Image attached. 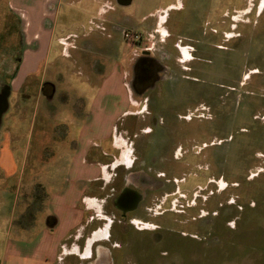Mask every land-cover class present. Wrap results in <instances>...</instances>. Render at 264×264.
Listing matches in <instances>:
<instances>
[{
  "label": "rangeland",
  "instance_id": "obj_1",
  "mask_svg": "<svg viewBox=\"0 0 264 264\" xmlns=\"http://www.w3.org/2000/svg\"><path fill=\"white\" fill-rule=\"evenodd\" d=\"M216 4L223 5L219 13ZM124 10L145 16L144 23H124L129 27L122 32L95 30L87 53L91 70L99 74L110 66L103 62L105 54L120 52L131 96L129 101L124 92L109 97L107 118L119 116L104 148L97 147L107 152L105 158L95 160L115 164L126 155L122 142L130 155L110 170L109 182L99 178L96 189H90L121 230L113 231L112 241L98 242L96 261L64 253L73 250L71 236L64 248L57 247L59 258L53 264H118L123 256L125 264H142L134 246L128 252V244L118 245L127 217L165 233L174 231L161 244L169 250L158 255L154 246L156 254L151 263L144 259L147 264H264V0H135ZM25 26L24 18L0 1V142L12 150L18 134V148L29 143L32 172L24 179L32 178V188L28 183L18 193L26 212L17 222L36 230L40 218L58 220L49 201L60 190L51 184L48 189L47 182L66 180L71 156L86 144L101 142L93 138L84 143L83 136L77 140L72 124L93 115L86 105L96 96L93 89L82 96L72 90L88 64L74 59L76 49L67 57L53 52L49 63L28 75ZM126 30L140 35L137 43L124 37ZM143 59L158 60L161 70L146 78ZM115 81L118 87L121 80ZM55 152L63 173L45 164L57 165L47 157ZM2 190L0 213L6 215L11 207ZM24 199L29 205L23 206ZM5 231H0V264L18 244ZM137 234L129 233L132 242L138 241ZM77 242L85 245L84 238ZM101 242L105 261H100ZM115 252H122L120 260ZM141 252L148 255L149 246L142 245Z\"/></svg>",
  "mask_w": 264,
  "mask_h": 264
},
{
  "label": "crops",
  "instance_id": "obj_2",
  "mask_svg": "<svg viewBox=\"0 0 264 264\" xmlns=\"http://www.w3.org/2000/svg\"><path fill=\"white\" fill-rule=\"evenodd\" d=\"M0 1L4 2L9 10L20 14L24 18L26 25L24 35L26 48H28L25 67L29 72L28 75L38 72L41 63H49L53 52L67 57L71 54L70 49H76L77 53L74 54V59L88 64L86 66L88 71L79 73L80 85L75 82L72 83V90L78 96H82L83 93L90 95L91 89H93L96 96L89 97L86 103V105L90 104L91 114L93 115L83 120L76 118L72 124L77 127L75 134L77 140L81 141L83 136L84 143L87 140L92 141L93 138L101 142L94 145L86 144L83 151L78 150L75 152L76 154L71 156V162L67 166L69 172L66 180L60 179V181L47 182L48 189L57 187V190H60L49 201L52 207L55 208L54 211L58 216V220L53 219L54 221L49 222V218H40L36 230L30 223L17 222L18 216L26 212L21 208L22 203L19 202L22 199L19 198L18 193L21 190H27L28 183V188H32V178L26 176V179H24V174L27 175V173L32 172L31 168L28 169L27 157L30 152L27 147L29 143H25V146L18 148V134L14 136V144H10V146H13L12 150H10L9 144L7 147L6 143L0 142V189L3 188V194L8 196V205L10 204L11 207L10 214L6 212V215H3L2 211L0 213V231L6 230L7 236H14L18 242L13 250H9L6 259L1 264H53L59 258L57 247L63 246L64 248L67 243L66 240L71 236H74L76 240L73 250L64 253L73 254L74 257L80 260H89L92 255L96 254V245L99 241H109L110 237H113L114 230H121L120 224L116 223L112 216L103 213L102 204L99 203L97 196L91 194L90 189L91 187L96 189V180L99 178L106 179L109 182L111 180L110 170L116 169L121 163H124L121 159L124 157L123 155L120 156V159H117L115 164H112V162L110 164L107 161H97L95 158L99 157L101 159L107 153L106 151H97L99 150L97 147L104 148L103 145L112 136L113 126L119 116L118 112L107 118L109 97L118 92L121 95L124 92L128 101L131 97L125 82V69L119 64L120 52L111 53L110 51L105 54L106 59H103V62L110 65L109 68H105V71L98 70V74L96 70H91L93 63L87 55L91 52L90 39L93 32L98 29L104 31L115 28L122 32L123 29L129 27L123 26L124 23L143 24L145 16L129 14L124 10L125 7L134 4L135 0H86L81 5L76 4L79 0ZM156 10L150 11L149 16H154ZM68 25L74 30L70 31ZM56 29L59 30L57 36ZM109 36L112 35L109 34ZM54 45L57 46L55 50ZM113 55L118 56L113 57ZM61 72L57 69L58 75H62ZM117 78L119 81L121 80L118 87L115 81ZM132 101L131 103L134 104L135 99L132 98ZM98 109L99 113L96 112ZM34 121L32 119V124ZM120 145L124 149L122 153L126 154L124 157L126 160L128 154L130 155V149L124 142ZM93 149L94 151H92ZM47 157H51V160L56 159L57 164L60 155L55 152L54 154H48ZM53 162L50 161L49 163L46 160L47 169L52 164L53 166H50V168L54 167L57 173H63L62 166L60 164L54 166ZM42 168H44V165ZM49 184H51L50 187ZM89 192L91 195H88ZM24 201L26 203L23 206L29 205L30 202L27 203L26 199ZM3 204L1 203L0 206ZM90 209L94 211V214H91ZM48 215L50 214H45V217ZM43 220L44 222H42ZM81 238L85 239L83 248L77 242ZM32 242L35 243L34 250H31V245L33 247ZM101 243L100 252H104L103 242ZM16 259L19 262H15Z\"/></svg>",
  "mask_w": 264,
  "mask_h": 264
},
{
  "label": "flooded vegetation",
  "instance_id": "obj_3",
  "mask_svg": "<svg viewBox=\"0 0 264 264\" xmlns=\"http://www.w3.org/2000/svg\"><path fill=\"white\" fill-rule=\"evenodd\" d=\"M217 3H218V0H217ZM223 4V3H222ZM214 9H217L218 10V13L220 12V9L223 10V5H221L220 8H218L217 4L214 5L213 7ZM212 8V9H213ZM222 23H223V20H222ZM224 33V32H223ZM192 46V45H190ZM150 54H148L147 56H149ZM143 61H145V65L147 66V74H145L146 78L149 79V77H154L156 75V72L160 71L161 70V64L158 63V60H152V61H148V59H143ZM160 62V61H159ZM155 70V71H154ZM150 71H154V74H152ZM146 78L142 79V81L144 82V86H145V83H146ZM144 88V87H142ZM129 216V215H128ZM129 222V224H128ZM124 225L123 226V238H122V242L118 245H123L124 244H128V247L129 251L132 250V247L134 249H136V254L137 252L139 254H141V256L139 257V259L142 261V264H147V262H152L153 261V251H155V254H156V248L155 247H159V249H157V254L159 255L160 253H164L166 252V250H169L168 248H164L162 250V246L161 244L163 243L165 245V243L167 242V239L170 238V235L171 234H174V231H169V232H166L163 231V230H160L159 228H156V227H151V226H146L147 222L143 223V221L140 220V223H137L135 220H132L130 219L129 217H127V219L124 221ZM144 224V225H140V224ZM150 224V223H149ZM135 227L133 230L129 229L130 227ZM164 233L163 236H160L161 233ZM129 233L130 234H136L138 233L137 237H138V241H135L134 239V242H132L130 240V237H129ZM167 234V236L165 235ZM109 241H112V237H110ZM153 243V244H152ZM148 245L149 246V252L150 250H152L148 255H143L142 252L140 253V248L142 245ZM113 245V249L115 250L116 248H118V245L116 244H112ZM136 245V246H135ZM155 246V247H154ZM131 248V249H130ZM124 252V250H123ZM109 253V252H108ZM122 253V252H121ZM121 253H116L115 252V259L117 260H120V254ZM112 254V253H111ZM107 254H105L104 252L101 253V256H100V261H105L106 260V256ZM123 255V254H122ZM112 257V256H111ZM124 257V256H123ZM122 257V260L120 262H118V264H125V258L123 259ZM156 257V256H155ZM95 258V261L96 259L98 258L96 254L92 255V257L89 259H94ZM114 258V257H113ZM144 259L145 260H148L147 262H144ZM117 260H114V263L115 261ZM98 262V261H97ZM117 263V262H116Z\"/></svg>",
  "mask_w": 264,
  "mask_h": 264
},
{
  "label": "built area",
  "instance_id": "obj_4",
  "mask_svg": "<svg viewBox=\"0 0 264 264\" xmlns=\"http://www.w3.org/2000/svg\"><path fill=\"white\" fill-rule=\"evenodd\" d=\"M124 37L129 40L132 38L133 42L135 43H137L138 40L140 39V35L135 31H131V30L124 31Z\"/></svg>",
  "mask_w": 264,
  "mask_h": 264
}]
</instances>
